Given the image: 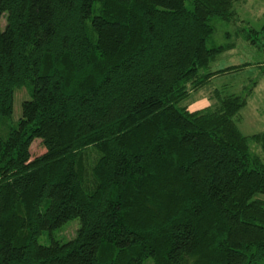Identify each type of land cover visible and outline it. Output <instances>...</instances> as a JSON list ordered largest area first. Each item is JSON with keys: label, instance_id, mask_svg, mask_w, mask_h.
<instances>
[{"label": "trees", "instance_id": "trees-1", "mask_svg": "<svg viewBox=\"0 0 264 264\" xmlns=\"http://www.w3.org/2000/svg\"><path fill=\"white\" fill-rule=\"evenodd\" d=\"M242 1L0 0V116L29 95L0 136V264H264V127L236 123L255 80L211 84L264 69L211 66L233 35L264 50Z\"/></svg>", "mask_w": 264, "mask_h": 264}, {"label": "rangeland", "instance_id": "rangeland-1", "mask_svg": "<svg viewBox=\"0 0 264 264\" xmlns=\"http://www.w3.org/2000/svg\"><path fill=\"white\" fill-rule=\"evenodd\" d=\"M236 9L239 18L247 20L252 26H258L264 17V0H243L238 3ZM227 26L228 28L231 27L229 24ZM230 40L234 42V46L220 53L218 59L212 61L211 66L240 64L244 61L262 58L264 55V50H258L247 44L240 36L233 35ZM252 79L255 80V83L252 85L251 94L239 109V119L236 122L238 129L244 134L259 131L264 127V69H261L260 66L253 62L250 65L218 74L211 81L212 85L225 81L228 88L235 90L241 85L251 82ZM211 84L209 83V85L206 84L197 90H193L182 102L189 108H199L209 103L206 95L209 93V89L213 87H210ZM28 97L29 95L23 87L15 88L10 115L0 116V136H4L9 126L15 123L20 115L21 100ZM29 150L31 155L39 154L44 150L37 137L32 139ZM77 226L78 219L70 218L55 228L53 234L62 240H66L74 235ZM38 241L46 243V234H40ZM142 264H151L150 259L146 258Z\"/></svg>", "mask_w": 264, "mask_h": 264}]
</instances>
